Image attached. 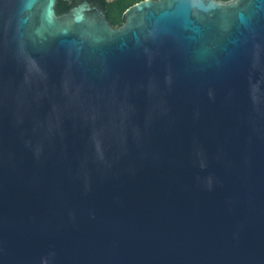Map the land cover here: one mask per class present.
I'll list each match as a JSON object with an SVG mask.
<instances>
[{
	"label": "water",
	"instance_id": "obj_1",
	"mask_svg": "<svg viewBox=\"0 0 264 264\" xmlns=\"http://www.w3.org/2000/svg\"><path fill=\"white\" fill-rule=\"evenodd\" d=\"M0 0V264H264V0Z\"/></svg>",
	"mask_w": 264,
	"mask_h": 264
},
{
	"label": "trees",
	"instance_id": "obj_2",
	"mask_svg": "<svg viewBox=\"0 0 264 264\" xmlns=\"http://www.w3.org/2000/svg\"><path fill=\"white\" fill-rule=\"evenodd\" d=\"M83 0H58L56 11L58 14L68 12ZM98 4L106 13L108 20L113 26H120L125 21V13L129 7L142 0H89Z\"/></svg>",
	"mask_w": 264,
	"mask_h": 264
},
{
	"label": "flooded vegetation",
	"instance_id": "obj_3",
	"mask_svg": "<svg viewBox=\"0 0 264 264\" xmlns=\"http://www.w3.org/2000/svg\"><path fill=\"white\" fill-rule=\"evenodd\" d=\"M84 1H85V0H83L82 2H84ZM82 2H81V3H82ZM81 3H80V4H81ZM92 3H94V2H92ZM95 4H96V3H95ZM97 5H98V4H97Z\"/></svg>",
	"mask_w": 264,
	"mask_h": 264
}]
</instances>
